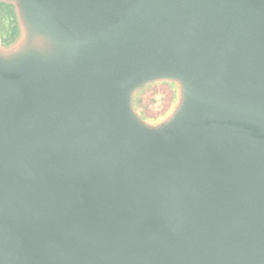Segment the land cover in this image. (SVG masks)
<instances>
[{
  "label": "water",
  "instance_id": "95a60500",
  "mask_svg": "<svg viewBox=\"0 0 264 264\" xmlns=\"http://www.w3.org/2000/svg\"><path fill=\"white\" fill-rule=\"evenodd\" d=\"M5 1L0 264H264V0Z\"/></svg>",
  "mask_w": 264,
  "mask_h": 264
},
{
  "label": "rangeland",
  "instance_id": "374dc122",
  "mask_svg": "<svg viewBox=\"0 0 264 264\" xmlns=\"http://www.w3.org/2000/svg\"><path fill=\"white\" fill-rule=\"evenodd\" d=\"M15 3L0 0V47L12 48L21 40L22 29ZM181 86L174 79L161 77L139 83L132 108L145 122L158 125L170 118L181 101Z\"/></svg>",
  "mask_w": 264,
  "mask_h": 264
},
{
  "label": "flooded vegetation",
  "instance_id": "af4514ba",
  "mask_svg": "<svg viewBox=\"0 0 264 264\" xmlns=\"http://www.w3.org/2000/svg\"><path fill=\"white\" fill-rule=\"evenodd\" d=\"M143 80H145V79H143Z\"/></svg>",
  "mask_w": 264,
  "mask_h": 264
}]
</instances>
